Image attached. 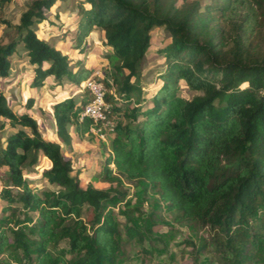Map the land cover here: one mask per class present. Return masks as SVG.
I'll use <instances>...</instances> for the list:
<instances>
[{
    "label": "trees",
    "instance_id": "trees-1",
    "mask_svg": "<svg viewBox=\"0 0 264 264\" xmlns=\"http://www.w3.org/2000/svg\"><path fill=\"white\" fill-rule=\"evenodd\" d=\"M13 1L0 0V25L17 31L0 43V199L6 202L4 215L20 203L24 221L32 223L29 214L37 213L40 225L29 229L37 237L30 240L28 228L13 229L15 218L5 217L0 257L7 249H21L26 264H118L137 234L127 227L128 237L121 240L113 202L119 191L92 183L82 187L81 171L71 174L74 161L63 152L73 143L72 133L93 134L94 121L81 117L91 95L85 90L80 98L70 94L53 103L58 140H52L43 136L32 113L36 98L28 97L15 111L2 86L21 44L32 66L31 87L42 88L54 76L57 84L67 80L80 88L96 71H74L67 54L40 38L48 11L55 6L59 17L58 0H32L17 21L4 15ZM222 22L234 30L232 42L219 31ZM263 24L257 0H214L204 8L194 0H80L79 6L76 46L85 49L91 33L102 29L111 48L107 57L116 63L112 81L101 79L107 89L114 83L120 96L136 102L119 105L106 94L105 113L114 124L106 180L118 187L123 177L143 179L177 220L219 229L227 237L226 264H264V54L251 50ZM155 27H163L170 40L158 48L165 68L148 107L141 109L138 66L152 46ZM182 82L198 94L183 97ZM117 114L125 122H115ZM42 157L49 165L40 177L56 188L37 189L26 176L27 167L36 174ZM63 239L73 257L52 251ZM205 248L204 241L198 250ZM0 264L7 263L0 258Z\"/></svg>",
    "mask_w": 264,
    "mask_h": 264
},
{
    "label": "rangeland",
    "instance_id": "rangeland-1",
    "mask_svg": "<svg viewBox=\"0 0 264 264\" xmlns=\"http://www.w3.org/2000/svg\"><path fill=\"white\" fill-rule=\"evenodd\" d=\"M32 0H14L7 4L4 9V15L12 21H17L19 15L27 9V5ZM61 8H66L67 12L60 14V17L55 15L57 10L54 6L48 11V16L52 21L48 24V20L39 25L38 34L40 38L44 36L48 27L55 25L58 30L66 29L65 32L58 34L61 37L57 41L64 42L69 48L67 51L74 52L75 35L69 34L73 30V26L79 17L80 0H58ZM198 1L200 6L204 8L214 0H194ZM259 2V9L264 19V0H257ZM180 3V1L178 2ZM78 9V12L75 9ZM219 31H224L223 36L232 42L235 37L234 30L228 24L222 22L218 24ZM53 29V28H52ZM17 34L16 29L9 28L6 25H0V43H4ZM55 36V35H54ZM100 36V41H102ZM62 40V41H61ZM170 40V37L163 27H155L152 31V46L149 49L145 60L138 66L139 82L142 86L140 93L141 103L139 107L145 109L148 107V102L154 91L160 84L159 73L165 68L164 58L158 52V48L165 45ZM55 43V39H52ZM95 48V47H94ZM82 52L86 49H79ZM253 53L259 55L264 54V24L259 28L251 48ZM98 52L91 54L93 65L100 71L99 76L104 80L112 81V76L115 73L114 64L116 61L111 57L108 58V52ZM77 51L74 53H78ZM89 58V57H88ZM11 63L13 71L11 76L3 79L2 86L8 93V100L15 111L21 109L25 100L30 96H40L43 91L39 87L30 86V62L28 60L27 50L24 45H19L11 56ZM73 66V65H72ZM13 73V74H12ZM122 77V76H121ZM135 77L132 78V81ZM63 89L58 92L61 95L70 94L75 87L69 81L64 80ZM74 88V89H73ZM78 88V87H77ZM67 92V93H66ZM110 93L119 105L125 103L134 105L136 102L132 99H126L116 91V85L112 83L108 87L107 93ZM51 93V94H50ZM43 92L41 98H37L36 105L32 111L34 117L39 120L40 129L44 137L48 139L58 140L55 134V124L51 113L53 100L56 98V91ZM79 94L82 92H78ZM180 94L185 98H193L198 92L190 89L185 82L181 83ZM80 98V96H77ZM119 98V99H118ZM142 116L140 117V119ZM125 122V117L117 114L116 121ZM106 140H102L98 135L92 134L80 138L73 134V143L70 146H64L63 152L67 156H71L75 171L72 175H76L77 171H81L79 178L82 187H86L89 183L94 184L98 188L110 190L117 188L120 195H116L113 199L116 209V215L121 221L122 237L121 240L127 239V227H133L137 230V234L126 245L124 251L121 252L118 264H226L223 257V251L227 249L226 236L216 227L205 226L195 221H179L176 219V212H169L166 205L160 200L157 190L149 188V184L143 179L129 180L123 177L122 185L117 187L116 183H111L105 178V160L110 153L111 139L113 132L105 131ZM49 165V160L42 157L35 167L36 174L31 175L30 168H26V176L32 180V184L37 189L56 188L55 185L49 184L46 180L40 177L42 171ZM114 168V165L111 166ZM4 173V169L0 170ZM1 185V184H0ZM6 202L0 199V222L4 221L5 217L13 216L15 221L12 228L18 227L28 228V238L36 240V235L31 234L29 229L36 225H40V218L37 213H30L33 217V222H25V214L20 203L13 204L15 210L3 213V207ZM11 236L13 235L10 233ZM206 242L204 250H198L203 242ZM54 253L63 252L67 257H73L69 250V242L67 239L61 240L59 243L52 246ZM22 250L15 252L7 249L0 257L7 264H26L21 258Z\"/></svg>",
    "mask_w": 264,
    "mask_h": 264
},
{
    "label": "crops",
    "instance_id": "crops-1",
    "mask_svg": "<svg viewBox=\"0 0 264 264\" xmlns=\"http://www.w3.org/2000/svg\"><path fill=\"white\" fill-rule=\"evenodd\" d=\"M60 3L62 4V1H60ZM77 12H78V9L76 8L75 9ZM66 13L67 10L66 8H61L60 11H59V17H60V14H63V13ZM56 13V11H55ZM48 20V21H47ZM45 20L48 22V24H50L52 21L50 20V17ZM78 20H79V17L76 21V23L74 24L73 26V30L74 31H70L69 34H72L76 33V27H77V23H78ZM50 29L46 30L45 33H44V36L42 38H45L50 44H52L53 46H55L56 48L60 49L63 53L67 54L69 56V59H70V62H71V67L74 71H77L79 70L80 68L82 67H86V68H91L93 69L94 71H100V69L96 68L94 65H93V59L91 60V54H97L98 56H100V54L98 52H101L103 53V49L105 50V52H108L109 49H111L109 46L105 45L104 43V39H102V41H100V36H102L103 38V31L102 29L100 28H96L92 33H91V36L90 38L87 40V47L85 48L86 50L82 51V52H78L80 51L79 49L80 48H76L74 49V52H78V53H70V51H67V49L69 48L67 45H65V43L62 41H57V39H60L61 37L57 36L58 34H61L63 32L66 31V29H63L62 31L61 30H58V29H55L56 26L55 25H52L50 27H48ZM53 28V29H52ZM55 35V36H54ZM52 39H55V43L53 44L52 43ZM74 47H77L76 46V43H75V40H74V44H72ZM95 47V48H94ZM89 57V58H88ZM28 60H29V57H28ZM73 65V66H72ZM30 70H31V74H30V81L32 79V76H33V71H32V66L30 65ZM13 65H12V71H13ZM13 74V73H12ZM11 76V75H10ZM29 81V82H30ZM64 82V81H63ZM71 83V82H70ZM72 84V83H71ZM74 85V84H73ZM63 83L62 84H57L56 81H55V77L54 76H50L48 77L47 81H46V85L44 87H42L43 91L41 92V95L40 96H34L37 100V98H41L42 96V93L44 92H49L50 93V90L53 92H57L55 93V99L53 100V103L58 100V99H61L65 96H68L70 94H72L73 96H79L81 95V93L79 94L78 92H81L79 90V88H77L76 85H74L75 89L74 91H71L70 94H65V95H61V91L58 92L59 89H63ZM67 93V92H66ZM51 94V93H50ZM53 105V104H52ZM51 113H52V116H53V108L51 110ZM53 120H54V124H55V119H54V116H53ZM74 133H72V136H73Z\"/></svg>",
    "mask_w": 264,
    "mask_h": 264
},
{
    "label": "built area",
    "instance_id": "built-area-1",
    "mask_svg": "<svg viewBox=\"0 0 264 264\" xmlns=\"http://www.w3.org/2000/svg\"><path fill=\"white\" fill-rule=\"evenodd\" d=\"M96 72L93 76L85 80L79 90L81 92L87 90L91 95L90 101L84 106L81 117L91 118L95 125L92 126L91 131L93 134L98 135L102 140H106L105 131L110 130L113 132V122L107 118L105 109L109 108L106 102L107 88L104 81Z\"/></svg>",
    "mask_w": 264,
    "mask_h": 264
}]
</instances>
